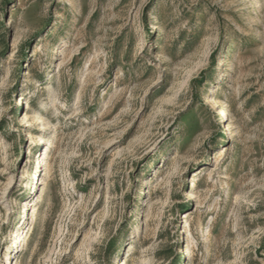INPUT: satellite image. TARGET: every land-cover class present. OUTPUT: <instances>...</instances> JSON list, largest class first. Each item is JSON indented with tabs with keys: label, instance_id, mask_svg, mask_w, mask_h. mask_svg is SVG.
I'll list each match as a JSON object with an SVG mask.
<instances>
[{
	"label": "rangeland",
	"instance_id": "obj_1",
	"mask_svg": "<svg viewBox=\"0 0 264 264\" xmlns=\"http://www.w3.org/2000/svg\"><path fill=\"white\" fill-rule=\"evenodd\" d=\"M0 264H264V0H0Z\"/></svg>",
	"mask_w": 264,
	"mask_h": 264
},
{
	"label": "trees",
	"instance_id": "obj_2",
	"mask_svg": "<svg viewBox=\"0 0 264 264\" xmlns=\"http://www.w3.org/2000/svg\"><path fill=\"white\" fill-rule=\"evenodd\" d=\"M181 261H182V259H181Z\"/></svg>",
	"mask_w": 264,
	"mask_h": 264
}]
</instances>
